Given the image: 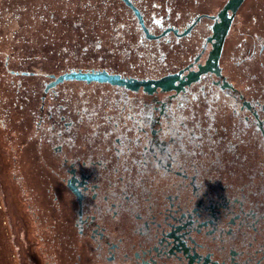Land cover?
I'll return each mask as SVG.
<instances>
[{
  "label": "flooded vegetation",
  "instance_id": "af4514ba",
  "mask_svg": "<svg viewBox=\"0 0 264 264\" xmlns=\"http://www.w3.org/2000/svg\"><path fill=\"white\" fill-rule=\"evenodd\" d=\"M228 1L0 0V264H264V0Z\"/></svg>",
  "mask_w": 264,
  "mask_h": 264
},
{
  "label": "water",
  "instance_id": "95a60500",
  "mask_svg": "<svg viewBox=\"0 0 264 264\" xmlns=\"http://www.w3.org/2000/svg\"><path fill=\"white\" fill-rule=\"evenodd\" d=\"M244 0H229L227 5L225 6L226 8H231L233 10H236V8L238 7V5L242 4Z\"/></svg>",
  "mask_w": 264,
  "mask_h": 264
},
{
  "label": "rangeland",
  "instance_id": "374dc122",
  "mask_svg": "<svg viewBox=\"0 0 264 264\" xmlns=\"http://www.w3.org/2000/svg\"><path fill=\"white\" fill-rule=\"evenodd\" d=\"M253 2H254V0H252V3H253ZM252 3H251V4H252ZM2 193H3V192L0 190V198L2 197Z\"/></svg>",
  "mask_w": 264,
  "mask_h": 264
}]
</instances>
